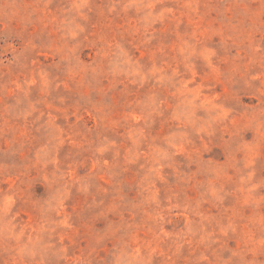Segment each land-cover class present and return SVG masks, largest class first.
<instances>
[{
    "label": "rangeland",
    "instance_id": "1",
    "mask_svg": "<svg viewBox=\"0 0 264 264\" xmlns=\"http://www.w3.org/2000/svg\"><path fill=\"white\" fill-rule=\"evenodd\" d=\"M0 264H264V0H0Z\"/></svg>",
    "mask_w": 264,
    "mask_h": 264
}]
</instances>
